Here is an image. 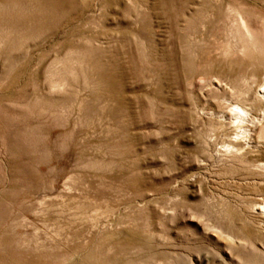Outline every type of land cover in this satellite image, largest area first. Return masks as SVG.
Returning <instances> with one entry per match:
<instances>
[{
	"label": "rangeland",
	"instance_id": "1",
	"mask_svg": "<svg viewBox=\"0 0 264 264\" xmlns=\"http://www.w3.org/2000/svg\"><path fill=\"white\" fill-rule=\"evenodd\" d=\"M263 84L264 0H0V264H264Z\"/></svg>",
	"mask_w": 264,
	"mask_h": 264
},
{
	"label": "bare ground",
	"instance_id": "2",
	"mask_svg": "<svg viewBox=\"0 0 264 264\" xmlns=\"http://www.w3.org/2000/svg\"><path fill=\"white\" fill-rule=\"evenodd\" d=\"M263 86H264V84H263ZM263 90H264L263 88L259 89V91H262V92H263ZM237 108L240 109V110H242V109H241L240 107H238V106H237ZM242 111H243V110H242ZM242 111H241V112H242Z\"/></svg>",
	"mask_w": 264,
	"mask_h": 264
}]
</instances>
